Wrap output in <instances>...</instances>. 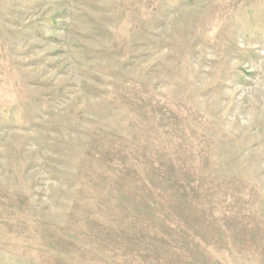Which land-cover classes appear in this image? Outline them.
I'll return each mask as SVG.
<instances>
[{
    "label": "rangeland",
    "instance_id": "1",
    "mask_svg": "<svg viewBox=\"0 0 264 264\" xmlns=\"http://www.w3.org/2000/svg\"><path fill=\"white\" fill-rule=\"evenodd\" d=\"M0 264H264V0H0Z\"/></svg>",
    "mask_w": 264,
    "mask_h": 264
}]
</instances>
